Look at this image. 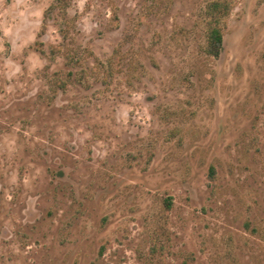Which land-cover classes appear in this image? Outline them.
I'll use <instances>...</instances> for the list:
<instances>
[{
  "label": "rangeland",
  "instance_id": "rangeland-1",
  "mask_svg": "<svg viewBox=\"0 0 264 264\" xmlns=\"http://www.w3.org/2000/svg\"><path fill=\"white\" fill-rule=\"evenodd\" d=\"M0 264H264V0H0Z\"/></svg>",
  "mask_w": 264,
  "mask_h": 264
},
{
  "label": "trees",
  "instance_id": "trees-1",
  "mask_svg": "<svg viewBox=\"0 0 264 264\" xmlns=\"http://www.w3.org/2000/svg\"><path fill=\"white\" fill-rule=\"evenodd\" d=\"M223 47V34L218 23L210 22L207 52L213 56H219Z\"/></svg>",
  "mask_w": 264,
  "mask_h": 264
}]
</instances>
